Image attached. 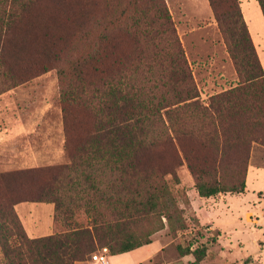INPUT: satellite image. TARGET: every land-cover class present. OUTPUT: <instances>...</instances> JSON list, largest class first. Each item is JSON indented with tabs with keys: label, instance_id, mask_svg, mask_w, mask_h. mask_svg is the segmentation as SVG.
Listing matches in <instances>:
<instances>
[{
	"label": "trees",
	"instance_id": "16d2710c",
	"mask_svg": "<svg viewBox=\"0 0 264 264\" xmlns=\"http://www.w3.org/2000/svg\"><path fill=\"white\" fill-rule=\"evenodd\" d=\"M207 1L237 84L203 103L163 0H0V78L12 89L56 70L68 159L0 173L5 262L79 264L183 229V165L201 198L244 192L252 144L264 148V71L238 0ZM23 203L53 205V234L27 237Z\"/></svg>",
	"mask_w": 264,
	"mask_h": 264
},
{
	"label": "rangeland",
	"instance_id": "374dc122",
	"mask_svg": "<svg viewBox=\"0 0 264 264\" xmlns=\"http://www.w3.org/2000/svg\"><path fill=\"white\" fill-rule=\"evenodd\" d=\"M180 41L201 101L237 84V76L222 34L207 0H163ZM242 18L264 71V18L256 0H238ZM84 49V48H82ZM60 82L51 70L27 83L8 89L0 78V173L68 163L60 106ZM174 188L178 216L151 237V244L117 255L106 264H192L181 255L206 249L198 264H264V148L252 144L242 194L199 197L183 165L176 170ZM177 189V191H176ZM52 204L23 203L15 213L27 237L53 234ZM177 220V217H175ZM92 253L84 263L100 264ZM155 251V252H154ZM109 255V251H108ZM0 264L4 261L0 251Z\"/></svg>",
	"mask_w": 264,
	"mask_h": 264
},
{
	"label": "built area",
	"instance_id": "2783aa9c",
	"mask_svg": "<svg viewBox=\"0 0 264 264\" xmlns=\"http://www.w3.org/2000/svg\"><path fill=\"white\" fill-rule=\"evenodd\" d=\"M108 256L107 248H102L99 250L98 254L94 256V261H97L100 264H106Z\"/></svg>",
	"mask_w": 264,
	"mask_h": 264
},
{
	"label": "crops",
	"instance_id": "0c3cea01",
	"mask_svg": "<svg viewBox=\"0 0 264 264\" xmlns=\"http://www.w3.org/2000/svg\"><path fill=\"white\" fill-rule=\"evenodd\" d=\"M254 145H257V144H254ZM257 146H259V145H257ZM261 147V146H260ZM263 148V147H262ZM155 252V251H154ZM131 252H128V253H125V254H122V255H124V256H126V255H129ZM152 256V255H151ZM151 256H147L145 259H143V260H141V262H143V261H145V260H148L149 258H151ZM115 257H117V256H110V255H108V260H114V258ZM112 262V261H111ZM140 262V263H141ZM140 263H138V264H140ZM135 264H137V263H135Z\"/></svg>",
	"mask_w": 264,
	"mask_h": 264
}]
</instances>
